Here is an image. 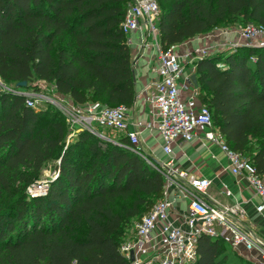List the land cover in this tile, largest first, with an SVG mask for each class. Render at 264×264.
<instances>
[{
  "label": "trees",
  "instance_id": "1",
  "mask_svg": "<svg viewBox=\"0 0 264 264\" xmlns=\"http://www.w3.org/2000/svg\"><path fill=\"white\" fill-rule=\"evenodd\" d=\"M130 0H0V77L53 83L75 103L131 106L135 78L122 21ZM163 48L241 16L264 28V0H158ZM250 23V22H248ZM247 24V23H246ZM245 25V24H244ZM66 39L64 44L61 42ZM197 97L228 146L264 172V45L239 44L196 61ZM25 86H0V264H127L125 229L163 197V177L137 151L88 130L62 151L61 111L25 103ZM84 149L85 153L80 154ZM59 156L45 194L8 191L22 166ZM117 199L129 201L119 208ZM243 264L220 237L202 233L195 264Z\"/></svg>",
  "mask_w": 264,
  "mask_h": 264
},
{
  "label": "built area",
  "instance_id": "2",
  "mask_svg": "<svg viewBox=\"0 0 264 264\" xmlns=\"http://www.w3.org/2000/svg\"><path fill=\"white\" fill-rule=\"evenodd\" d=\"M160 12L158 0H130L122 29L127 42L133 32L138 34L137 46L140 50L150 46L155 49L154 59L150 63L155 79L151 83L153 92L148 97L152 120L147 121L144 127L155 126L159 131L164 159L151 157L142 150L143 128L131 118L136 100L131 106L109 105L97 100L75 103L53 85L56 98L41 92L23 91L25 103L34 108H38L41 102L55 104L65 115L68 128L72 131L71 136L82 129L105 136L98 126L119 133L120 138H125L121 144L140 153L161 173L163 197L134 222L133 231L126 234L119 244V251L127 264H195L197 240L202 233L220 237L232 251L241 256L244 251L253 250L256 258L249 260L254 264H264V238L256 234L255 220L247 213L242 202L236 197L230 202L211 197L208 194L211 180L176 164L174 148L178 141H191L195 137H203L217 145L226 155L229 170L236 175H243L249 182L258 198L254 205L255 213L264 220V172H258L244 154L228 146L221 133L214 128L211 111L206 105L201 104L195 109L189 103L197 95L190 78L191 74H196L197 59L216 48L227 47L226 44L233 47L243 44L241 39L245 41L244 44L264 45V28L250 22L234 29L238 39L228 43L183 46L184 43L180 42L163 48L158 23ZM207 34L209 32L203 35ZM201 35L194 37L199 38ZM182 91L188 92L187 98H182ZM119 139L112 140L119 142ZM48 185L49 180L40 179L32 183L28 192L30 195L45 193ZM171 187L175 189L170 194ZM225 192L232 194L228 189ZM178 197L186 201L185 212L176 209ZM172 214L175 216L172 217Z\"/></svg>",
  "mask_w": 264,
  "mask_h": 264
},
{
  "label": "crops",
  "instance_id": "3",
  "mask_svg": "<svg viewBox=\"0 0 264 264\" xmlns=\"http://www.w3.org/2000/svg\"><path fill=\"white\" fill-rule=\"evenodd\" d=\"M203 34L199 38L193 36L186 39L182 42L184 43L183 46H196L198 43H228L229 41L238 39L236 33L233 31L213 30L207 35ZM137 42L138 34L133 32L128 40L136 90L134 98L136 104L131 111V118L143 128L141 132V146L148 147L154 157L164 159L165 154L161 150V136L159 131L155 126L149 128L144 127L147 121L152 120L148 97L153 92L151 83L155 79V73L150 64L154 59L155 49L150 46L140 50ZM240 42L245 43L242 39ZM195 89L198 91L197 86H195ZM187 95L188 92H181L182 98H187ZM189 103L195 109L201 105L197 95L194 96L193 100H189ZM174 148L176 152V164L201 177L210 179L211 183L208 188V194L211 197L222 202H230L233 200V197L238 198L247 213L254 218L256 234L264 238V220L256 215L254 209L258 198L254 195L252 187L243 175H236L229 170L225 153L217 145L205 140L203 137H195L191 141L186 142L178 141L174 144ZM174 189L171 187L169 190L170 194L174 192ZM226 189L230 190L232 194H227L225 192ZM183 199L182 197H178L176 204L177 211H186V201ZM171 216L174 217L175 214ZM243 256L255 260L256 252L253 250L244 251Z\"/></svg>",
  "mask_w": 264,
  "mask_h": 264
},
{
  "label": "rangeland",
  "instance_id": "4",
  "mask_svg": "<svg viewBox=\"0 0 264 264\" xmlns=\"http://www.w3.org/2000/svg\"><path fill=\"white\" fill-rule=\"evenodd\" d=\"M207 1L208 2H211V3H214L215 0H207ZM234 19H235L234 23L231 22V18L230 19H227L222 24L221 27H217V28H215V30H223V31H230V30H232L233 31L234 29H236V28L239 29L244 24H246L248 22H251L249 20H247V22H243L241 16L235 17ZM65 41H66V39H64L61 42V44H64ZM226 45H227V47L226 46H223V47L216 48L215 50H212V52L210 54L224 52V51H227V50L233 48V45H230V46H229V44H226ZM0 86H1L2 89H7V90H10V91H13V92H18L17 91V86L14 83L7 84V83H5L2 80L1 77H0ZM23 90H24V93L41 92V93H43V94H45V95H47V96H49L51 98H54V97L56 98L57 97V94H56V92H55V90L53 88V84L52 83H50V82H43V81L38 80V79H32V80H30L26 84L25 89H23ZM50 104H52L55 107H57L55 104H53V103H51V102L48 101V102H41L40 104H38V106H39L38 109L39 108L40 109H46L47 107L50 106ZM61 113H62V111H61ZM98 128L103 131V134L105 135L103 137H106L105 139H110V140L114 139V140H117V139L120 138V134L119 133H114L112 131H109V129L107 127L98 126ZM71 133H72V131L68 128V131L66 132L64 141H63V143L61 145L60 151H62L64 149H67L71 145V143H73L74 140L76 139L77 134L71 136L70 135ZM142 150L145 153L149 154L151 157H154V155L152 154V151L148 147H145L144 146L142 148ZM84 153H85V150L81 148L80 154H84ZM59 160H60V158L57 155L54 156V157H52V158H49V159H47V160L44 161V163L41 166V168L38 169L37 171L33 170L31 167H24V166H22L20 168V170L23 171V174H19L17 176V178L11 184V187L9 189H7L8 191H3V197L4 198H7L9 196V194L15 190L16 187H23V184H24L23 178H26V177H30V176L33 177L31 181H29V182H27V183L24 184V190L26 191L27 194H29V192H28L29 191V188L31 187L32 183L35 182V181H38L40 179H47V180H49V183H50V181L53 178H55L56 175L58 174ZM45 193H38V194L40 195V194H45ZM124 204L128 206L129 205V201H124L122 199H117L116 202H115V209L117 210V207L116 206L119 205V208H120V207L124 206ZM134 222L135 221L133 220L131 222V225L125 229L126 234H129L130 232L133 231V229H134ZM124 236L126 237V235H124ZM230 260L232 261L231 264H243L242 259L241 258H237L236 256H231Z\"/></svg>",
  "mask_w": 264,
  "mask_h": 264
},
{
  "label": "water",
  "instance_id": "5",
  "mask_svg": "<svg viewBox=\"0 0 264 264\" xmlns=\"http://www.w3.org/2000/svg\"><path fill=\"white\" fill-rule=\"evenodd\" d=\"M190 78H191L193 84H194L195 86H197V77H196V74H195V73L191 74ZM26 84H27V82H26L25 80H23V81H19V82H17V83H16V86H17V87H18V86H25ZM130 257H131V259H132V258H133V255L131 254Z\"/></svg>",
  "mask_w": 264,
  "mask_h": 264
}]
</instances>
